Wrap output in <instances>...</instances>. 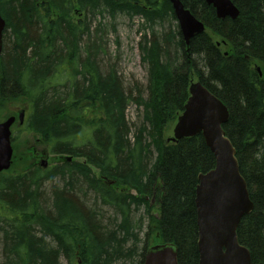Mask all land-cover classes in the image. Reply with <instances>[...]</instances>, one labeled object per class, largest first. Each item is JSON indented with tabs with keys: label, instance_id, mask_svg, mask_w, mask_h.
<instances>
[{
	"label": "trees",
	"instance_id": "obj_1",
	"mask_svg": "<svg viewBox=\"0 0 264 264\" xmlns=\"http://www.w3.org/2000/svg\"><path fill=\"white\" fill-rule=\"evenodd\" d=\"M181 1L206 26L188 45L170 0H0V114L23 103L25 129L66 156L0 172V264H143L157 241L199 264L196 187L216 158L202 134L166 136L193 78L228 107L223 128L254 203L238 237L264 264V0H232L236 18ZM118 16L141 21L144 84L104 60Z\"/></svg>",
	"mask_w": 264,
	"mask_h": 264
},
{
	"label": "water",
	"instance_id": "obj_2",
	"mask_svg": "<svg viewBox=\"0 0 264 264\" xmlns=\"http://www.w3.org/2000/svg\"><path fill=\"white\" fill-rule=\"evenodd\" d=\"M186 44L205 31L198 19L181 0H170ZM219 18H236L239 9L232 0H206ZM6 21L0 12V55ZM260 74L262 71L258 68ZM24 111L19 114L24 120ZM228 107L200 81H192L190 97L178 116L169 141L202 134L216 158L215 167L198 175L195 205L198 225L199 264H253L248 247L238 237L242 218L251 213L254 203L236 156V148L223 125L229 119ZM16 116L0 121V172L11 167L14 148L11 127ZM143 264H179L178 252L171 243L153 245Z\"/></svg>",
	"mask_w": 264,
	"mask_h": 264
},
{
	"label": "rangeland",
	"instance_id": "obj_3",
	"mask_svg": "<svg viewBox=\"0 0 264 264\" xmlns=\"http://www.w3.org/2000/svg\"><path fill=\"white\" fill-rule=\"evenodd\" d=\"M112 22V19H109ZM115 26H117V34H112L109 36V41L107 45V58L105 61H111L117 65V68L121 75L123 76L126 85H132L133 82L146 83L147 72L144 64L142 63L140 51H139V39L141 36L140 27L141 21L138 17L130 19L124 16H118L116 20L113 21ZM257 64L254 63V67ZM260 66V64H259ZM23 103L12 104L9 106L11 111H15L17 117L19 116L21 110L20 106ZM26 106V105H24ZM22 109V108H21ZM26 118L29 114V109L26 106ZM128 117L130 121L135 122L138 119V110L134 104L128 108ZM11 115L5 116L4 113L0 114L2 117L0 120H4ZM174 123L166 136L170 138L173 136ZM13 135L15 136L13 146L15 154V163L12 164L10 171H21L27 168L30 164H38L43 166V160L49 158L50 165L62 162L66 156L56 155L50 153V147L46 145L40 138L39 135L27 131L24 124H20L19 120L14 124ZM152 213L157 214V209L153 206ZM137 216L145 217L144 209H141ZM141 238L145 239V232L141 233ZM159 242V241H157ZM157 242H152V244H157ZM2 251V245L0 242V253Z\"/></svg>",
	"mask_w": 264,
	"mask_h": 264
},
{
	"label": "flooded vegetation",
	"instance_id": "obj_4",
	"mask_svg": "<svg viewBox=\"0 0 264 264\" xmlns=\"http://www.w3.org/2000/svg\"><path fill=\"white\" fill-rule=\"evenodd\" d=\"M261 76H264V73H262ZM48 166H49V158H46L45 160H43V167L48 168Z\"/></svg>",
	"mask_w": 264,
	"mask_h": 264
}]
</instances>
